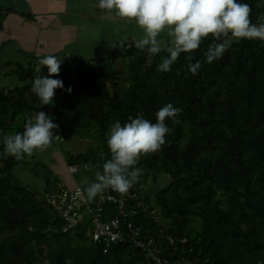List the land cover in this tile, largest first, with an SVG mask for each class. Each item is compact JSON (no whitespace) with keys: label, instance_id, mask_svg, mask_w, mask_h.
I'll return each instance as SVG.
<instances>
[{"label":"trees","instance_id":"trees-1","mask_svg":"<svg viewBox=\"0 0 264 264\" xmlns=\"http://www.w3.org/2000/svg\"><path fill=\"white\" fill-rule=\"evenodd\" d=\"M237 2L250 5L253 23L264 13V0ZM112 14L109 24L118 25L122 19ZM160 39L166 46L167 38ZM120 41L103 55H56L59 74L49 78L62 80L63 88L40 108L30 90L36 76H48L40 58L28 53L26 62L4 63L5 75L20 83L0 85V151L4 135L22 132L26 115L43 111L58 125L54 135L91 141L84 151L65 153L67 166L83 170L97 164L101 171L110 158L112 123L123 125L138 114L154 123L161 106L180 107V123L165 121L166 143L135 165L142 175L126 207L135 212L123 218L138 233L104 251L91 237L89 216L66 228L45 199L64 187L53 170L34 155L17 160L2 154L0 264H264V41L233 38L222 58L208 64V36L197 50L181 53L168 72L157 71L167 52L141 51L133 37ZM187 55L202 63L195 75L187 70ZM17 164L42 178L40 190L14 176ZM163 174L167 183L146 192L143 184ZM105 210L106 218L117 215L113 204ZM150 238L154 255L136 242Z\"/></svg>","mask_w":264,"mask_h":264},{"label":"clouds","instance_id":"clouds-1","mask_svg":"<svg viewBox=\"0 0 264 264\" xmlns=\"http://www.w3.org/2000/svg\"><path fill=\"white\" fill-rule=\"evenodd\" d=\"M96 8L133 21L141 33L135 42L137 49L146 50L151 55L167 52L158 64L157 71L160 72L170 71L181 53L190 54L197 50L208 36L212 37L204 52V62L208 64L222 58L233 38L264 41V13L258 14L256 23H253L250 5L237 0H97ZM162 34L167 38L166 46H162ZM126 39L122 37L120 43ZM112 47L117 45L114 43ZM192 59L191 55L186 56L187 70L195 75L202 63L200 60L193 63ZM60 63L61 59L55 55L38 60L39 66L48 70V76L38 75L31 82L30 90L39 98V108L52 104L55 90L63 88L62 80L49 78L59 74ZM67 91L70 92L71 87ZM181 111L180 107L168 103L157 110L154 123L139 114L129 116L123 125L119 120L112 123L106 141L110 158L105 159L102 172H96L95 181L77 195L91 201L107 189L127 194L142 175V169L135 165L142 156L161 149L170 132L165 121L170 119L173 123H180L177 116ZM56 128L58 125L45 112L29 113L22 132L3 136L4 154L19 160L32 156L34 152H43L54 139H62L53 134L52 130ZM101 159H104L103 153ZM51 194H45V199Z\"/></svg>","mask_w":264,"mask_h":264},{"label":"crops","instance_id":"crops-1","mask_svg":"<svg viewBox=\"0 0 264 264\" xmlns=\"http://www.w3.org/2000/svg\"><path fill=\"white\" fill-rule=\"evenodd\" d=\"M81 6L77 8H70L68 0H2L5 4L6 10L2 14L0 19V48H8L12 52L20 50L21 42L24 40L32 42V49L35 48L36 43L41 41L43 49H59L62 53H81L86 56L100 55L105 46H99L98 42L103 39L107 33L102 34V28H111L112 33L108 34L112 36V39L117 34L121 37L122 22L119 21V25H110L107 19L108 12L96 8L97 0H79ZM83 6V7H82ZM8 7H11L8 11ZM13 9V10H12ZM15 9V10H14ZM78 10V11H77ZM80 10V11H79ZM109 14H112L109 12ZM9 18L15 22V29L17 30V36L12 34V30H8L5 24V20ZM42 19V20H40ZM57 24V28L54 26ZM103 23V24H102ZM102 24V25H101ZM87 26L90 30L100 28L99 33L95 34L97 40L94 38H84L73 41L77 38V34L80 32L78 27ZM59 31L61 35H69L67 39L62 40H44L42 39L43 31H48L52 36L53 33ZM110 33V32H109ZM141 34V33H140ZM163 36V34L161 35ZM73 41V42H72ZM72 43H80L82 45L81 50L74 51L69 46ZM45 45V46H44ZM32 54L29 50H23L20 54L13 57L14 61L17 59H27V55ZM34 53V52H33ZM71 185L68 187H74Z\"/></svg>","mask_w":264,"mask_h":264},{"label":"rangeland","instance_id":"rangeland-1","mask_svg":"<svg viewBox=\"0 0 264 264\" xmlns=\"http://www.w3.org/2000/svg\"><path fill=\"white\" fill-rule=\"evenodd\" d=\"M18 2V0H13ZM22 2V0H20ZM33 2V0H32ZM81 3L79 0H68V6L70 8H77L81 6ZM83 7V6H82ZM11 8V7H8ZM6 10L4 2L0 0V19L2 18V14ZM15 10V9H14ZM78 11V10H77ZM80 11V10H79ZM110 14L108 12L107 18H109ZM112 17L114 15L112 14ZM119 18L117 17V20ZM42 20V19H40ZM113 20V18H111ZM1 21V20H0ZM122 33L121 37L118 36V34L115 36L117 39H112L111 34L112 30L111 28L107 29L106 24L105 28L101 27L102 34L107 33L104 35L105 37L101 39L98 44L99 46H105L103 48V51L100 53V55H103L107 53L112 45L117 41L121 40L122 37H133L134 39L138 38V34L140 33L139 29L137 28L136 24L133 21H127L122 19ZM15 22L7 18L5 20L4 26L7 27L8 30H12V34L14 36H17L18 32L15 29ZM103 24V23H102ZM101 24V25H102ZM119 25V24H118ZM117 25V26H118ZM54 26L57 28V24L54 23ZM79 33L77 34V38L73 41H76L80 39L81 37L84 38H94L97 40L95 34L99 33L100 28H96L95 30H90L86 25L78 27ZM110 32V33H109ZM55 36H52L48 31H43L42 33V39L44 40H62V39H67L71 34L69 35H61L60 32L57 30L55 33H53ZM110 34V35H108ZM132 39V38H131ZM72 41V42H73ZM32 42L24 40L21 42V47L20 50L17 52H12L8 48L5 49L4 53V48H0V85H13V84H19L20 81L18 80L17 76L15 75H5L4 73V67L2 66L6 62H13L14 59L13 57L20 54L23 50H29L34 52L35 56L38 58H42L47 55H62L61 50L59 49H43L41 46V41L36 43V46L34 49H32ZM45 46V45H44ZM72 50L77 51L82 49V45L80 43H72L69 46ZM17 61L21 62H26L27 59H17ZM6 69V68H5ZM91 144V141L85 138H79L77 136H73L70 134H65L63 135L62 139H54L52 144L43 152H34V158L39 159L41 162L45 163L51 170L54 171L55 175L59 178V184L62 186H71V185H78L82 189L86 187L89 183L95 181V174L97 171H100L99 167L97 164L91 166L90 168H86L83 170H78L74 172L73 174L68 171V166L65 162V153H77L84 151L89 145ZM4 154V149L0 151V155ZM5 155V154H4ZM25 156L26 159H28ZM14 176L20 178L21 180L24 181L27 185L32 187L33 189L40 190L41 187L43 186V181L41 177H37L36 175L32 174L28 169L22 168L21 164H17L14 166L12 169ZM168 181V176L166 174L161 175L155 182H152L151 180H147L143 184V188L146 190V192H149L151 190H155L157 188L162 187L164 184H166ZM96 198L93 200L89 201L91 203H95Z\"/></svg>","mask_w":264,"mask_h":264},{"label":"built area","instance_id":"built-area-1","mask_svg":"<svg viewBox=\"0 0 264 264\" xmlns=\"http://www.w3.org/2000/svg\"><path fill=\"white\" fill-rule=\"evenodd\" d=\"M68 168L72 174L78 171V167L75 165H70ZM80 190L82 188L78 185L67 188L63 187L46 197L47 201L66 220V228L76 225L78 220L83 216H89L93 226L91 237L94 241L103 243L104 251L111 243L121 241L129 236L134 237L138 233V227L134 226L132 221H126L123 218L126 211L135 212L133 209L126 208L128 199L135 195L132 188L127 194H120L107 189L96 197L95 203L89 202L83 195H77V192ZM108 203L113 204L117 210V215L111 218H106L107 212L105 206ZM150 214L154 216V209L150 210ZM144 241L136 240L139 245L147 248L148 252L154 255V248L150 246L152 239Z\"/></svg>","mask_w":264,"mask_h":264}]
</instances>
